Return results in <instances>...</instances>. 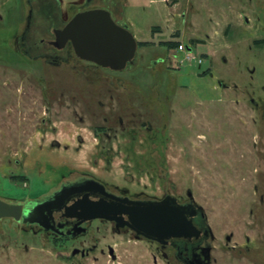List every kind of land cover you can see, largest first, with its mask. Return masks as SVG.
Segmentation results:
<instances>
[{
  "label": "rangeland",
  "instance_id": "374dc122",
  "mask_svg": "<svg viewBox=\"0 0 264 264\" xmlns=\"http://www.w3.org/2000/svg\"><path fill=\"white\" fill-rule=\"evenodd\" d=\"M246 1L0 0V199H42L86 178L181 201L191 190L214 234L212 264H264V114L250 102L264 84V46L244 25ZM190 6L191 30L179 16ZM94 7L138 42L124 71L49 43ZM178 25L185 36L172 33ZM196 31L212 37L191 42ZM165 41L186 44L192 61L168 55ZM90 229L102 239L111 227ZM146 247L128 248L151 260ZM71 249L0 219V264H69ZM109 260L98 250L75 263Z\"/></svg>",
  "mask_w": 264,
  "mask_h": 264
},
{
  "label": "flooded vegetation",
  "instance_id": "af4514ba",
  "mask_svg": "<svg viewBox=\"0 0 264 264\" xmlns=\"http://www.w3.org/2000/svg\"><path fill=\"white\" fill-rule=\"evenodd\" d=\"M246 3L252 10L253 19L244 16V25L249 27L253 24L254 28H256L254 42L264 46V0H258L256 5L253 0H247ZM193 8V6H190L179 14V16L183 18L184 25H186L187 28L189 27L190 30L193 29L191 27L193 23L189 20ZM174 28L175 29H173L172 33L175 32L174 34L176 35L185 36L184 31H182V28H180L179 25ZM194 33L195 35L190 36L189 32L188 39L191 42L199 43V45H205V42L212 37L209 33H205L203 36L204 38H201V35H198L197 31ZM164 44L169 47L168 55L173 53V56L176 58L179 57L180 51L178 48L181 42L180 44H177L165 41ZM186 47L191 51L187 45ZM64 49H73V47L70 43H68ZM64 49H61V51ZM223 60L226 62L225 58ZM88 63L95 67L102 68L94 63ZM220 85L222 87H227L222 82ZM250 102L257 111H261L264 114V84L260 85L259 93H257L256 96L250 97ZM142 126L143 129H147L149 131L153 130L145 124ZM163 171L164 170H162V172ZM94 181L100 183V185L90 183ZM168 196L170 195L165 194L162 197H147L143 194L130 195L127 191L120 190L119 187L108 185L97 179L86 178L77 182L61 184L57 190L42 199H30L28 201L22 200V202L9 201L7 199L1 200L8 203L10 202V204L22 205L23 215L20 221H16L13 218L5 219L14 220L21 224L24 231L42 234L53 244L68 247L70 246L72 249L69 264H76L75 259L78 257L83 261H87L92 257V255L94 256L98 250H100V254L102 256H106L110 259L107 264H212L211 252L212 241L214 238L211 235L206 236L204 234L208 224L207 219L202 216V211L194 217V224L203 232L200 237L192 239H167L165 241H158L139 235L128 226H120L115 220L103 218L85 220L82 213H80L81 211L73 209V206L78 202L92 204L93 202L97 203L103 201L110 204H117L119 203L117 202L119 201L118 198H128L134 201H162ZM178 202L182 205H187L189 204V197L188 201L178 200ZM42 204H45L44 207H40L38 211L31 216V219L37 220L38 222L32 223L28 221L25 223V215L29 211H32L37 205ZM195 205L196 208L199 207L196 203ZM96 222L106 224L111 227L109 235L102 236L103 240L100 237H97L94 231H91L90 229L91 225ZM107 238H110V240H106ZM82 239H86V242ZM77 242L79 244L78 247L74 246ZM132 243H140L147 246L146 249L150 252L151 256L149 257L151 260L145 258L140 251L132 252L128 248ZM208 247L211 248L210 252L207 251ZM248 250H250L249 247ZM78 264L85 263L79 262Z\"/></svg>",
  "mask_w": 264,
  "mask_h": 264
},
{
  "label": "water",
  "instance_id": "95a60500",
  "mask_svg": "<svg viewBox=\"0 0 264 264\" xmlns=\"http://www.w3.org/2000/svg\"><path fill=\"white\" fill-rule=\"evenodd\" d=\"M54 33L56 39L50 44L55 48L61 50L70 43L79 59L115 72L124 71L129 64H133L138 51V42L128 27L119 25L111 12L102 8L76 14L63 29H57ZM90 183L100 185L95 181ZM188 197L187 205H182L177 198L168 196L162 201L118 198L117 204L103 201L92 204L78 202L73 209L81 211L85 220H115L120 226H128L139 235L153 240L198 238L203 232L194 224V217L201 211L205 219L207 216L200 206L196 208L191 190L188 191ZM44 205H37L29 211L24 222H38L31 219V216ZM22 215V205L10 204L0 199V219L13 218L20 221ZM204 234L214 238L209 225ZM210 250L208 247L207 251Z\"/></svg>",
  "mask_w": 264,
  "mask_h": 264
},
{
  "label": "built area",
  "instance_id": "2783aa9c",
  "mask_svg": "<svg viewBox=\"0 0 264 264\" xmlns=\"http://www.w3.org/2000/svg\"><path fill=\"white\" fill-rule=\"evenodd\" d=\"M178 49H179L180 52H185V53H186V57H185V59H186L187 61H192L193 57H192V55L190 54L191 51L187 49V47H186L185 44H182V43H181V44L179 45V48H178Z\"/></svg>",
  "mask_w": 264,
  "mask_h": 264
},
{
  "label": "crops",
  "instance_id": "0c3cea01",
  "mask_svg": "<svg viewBox=\"0 0 264 264\" xmlns=\"http://www.w3.org/2000/svg\"><path fill=\"white\" fill-rule=\"evenodd\" d=\"M102 1H105V0H102ZM94 8H100V7H94ZM106 9L111 10V8H109L108 6H107ZM111 12H113V11L111 10ZM114 18H115V17H114Z\"/></svg>",
  "mask_w": 264,
  "mask_h": 264
}]
</instances>
